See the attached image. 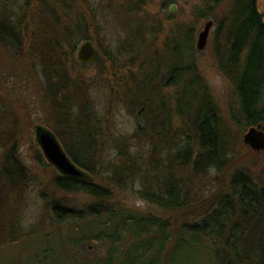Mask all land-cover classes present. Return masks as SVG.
<instances>
[{"label":"trees","instance_id":"16d2710c","mask_svg":"<svg viewBox=\"0 0 264 264\" xmlns=\"http://www.w3.org/2000/svg\"><path fill=\"white\" fill-rule=\"evenodd\" d=\"M52 1L56 11L62 14L64 23L63 27L57 26V29L50 30L53 35L50 39L52 42L46 40L48 42L44 43L45 56L56 57L59 67L70 58L72 64L84 68L85 65L79 64L76 59L72 60V52L75 45L92 40L89 30L93 24H97V15L93 14L91 8L76 7L75 0ZM154 1L158 3L159 15L151 20L147 19L146 15L143 17L138 15L143 7L152 5ZM193 2L190 8L192 20L196 23L203 20L212 21L216 27L213 40L220 43L223 51L221 58H224L223 63L219 62L216 65L230 83L236 101V106L230 108L232 123L240 130L256 126H260L262 130L264 0H193ZM83 3L89 7L94 6V0H83ZM170 3L172 0H129L126 11L122 14H112L113 9L102 11L103 19L108 16L107 12H110L113 18H118L116 22L122 25L119 24L123 31L128 28L127 35L129 32L130 35L121 44L120 49H125L129 57L135 52L131 46H136L141 55H144L147 51L142 52L140 45L151 46L154 40L160 39L164 50L168 40L176 45L183 41L184 52L189 56V62L180 65L177 59L176 67L173 65L165 66L166 70L157 69L152 78L153 84L158 75L156 78L158 84L152 92V97L154 95L157 99L155 110L151 109V98H147L143 104H130L129 111H138L134 136L130 140L139 142L135 141V146H125L126 143L122 142L124 149L119 154L123 157L119 163L117 159H112L107 168L100 169L94 163L90 144H86V148L79 146L76 149L71 142L75 140V136L87 137L81 133L80 124L75 127L76 129L68 125L66 135L61 133L65 139L54 130L53 135L68 159L88 177L87 180L77 181L56 174L55 185L62 191L83 193L93 200L91 206L83 211L53 204L54 222L61 225L66 221L74 222L76 217L92 218L91 224L87 227L79 228L76 227L77 223L72 224L75 228L74 233H83L80 238L73 241L72 249L76 250L78 246L90 242L104 244L106 249L103 259L91 261L82 259L84 264H264V233L261 231V225L259 226L260 221L264 224V188L257 187L245 172L236 171L229 179L226 193L212 194L206 201H198L202 202L198 205L196 198H190L191 178H203L223 173L228 169L229 165L226 164L229 144L223 137L224 129L216 105L202 84L193 61L195 27L192 23L185 26L173 22L171 15L163 18L161 12ZM51 10L53 12L52 8ZM219 10L222 12L219 13ZM121 16L128 22H119ZM7 19L5 22L8 27L0 32V43L5 46V52L13 57L19 55L22 37L25 34L18 26H14L11 17ZM133 25L136 26L132 27ZM146 28L149 30L144 32ZM58 33L61 42L58 38L55 41ZM49 44H52V47ZM176 50L179 58L181 52ZM37 55L33 54L35 57ZM222 64H229V68ZM61 71L63 75L62 67ZM150 82L149 80L147 83L151 84ZM71 87V91L76 90V94L73 93L75 91H70ZM169 87L174 88V93L170 97H165L160 91ZM183 88H187L188 91L179 99L180 89ZM68 89L69 93H65L63 98L69 102L73 94L75 97L78 96L79 90L71 85ZM75 102L78 101L75 99ZM169 103H172V112L167 109ZM82 114H85V109L70 116L80 118ZM150 114L154 123L158 125L157 134L154 125L147 123ZM170 114L179 125L175 126L172 134ZM162 115L166 116L167 120H164L166 123L163 121L158 123L157 119ZM102 132L106 133V128L101 120L95 118L91 144L94 145ZM156 138L159 141L153 143L152 139ZM157 151L159 155L161 153L165 156L164 162L162 159L161 163L157 159L154 160L152 154ZM6 161L11 160L8 158ZM143 164L147 165L148 171L142 169ZM98 173L103 175V178L97 185L94 180H97ZM158 173H165L166 177L163 178ZM22 174L20 170V180L13 178V190H17L23 184ZM5 185L1 173L0 192L4 190ZM103 186L108 187V190L102 188ZM112 189L124 193H127L128 189L149 206L171 213L174 215L172 224L155 215L138 214L127 207L113 204L110 201ZM121 258H124L123 261Z\"/></svg>","mask_w":264,"mask_h":264},{"label":"rangeland","instance_id":"374dc122","mask_svg":"<svg viewBox=\"0 0 264 264\" xmlns=\"http://www.w3.org/2000/svg\"><path fill=\"white\" fill-rule=\"evenodd\" d=\"M128 2L129 0H94V6L89 7L83 0H75L76 7L91 8L93 14L97 15V24H93L89 30L91 42L97 52L95 63L79 68L70 62V58L59 67L56 57L45 56L44 43L48 42L46 40L52 42L50 39L53 35L50 30L57 29V26L63 27L64 23L62 14L56 11L52 0H0V32L7 29L8 24L5 21L11 17L14 26H18L25 34L17 57L9 56L5 52V46L0 43V174L2 173L6 183L4 190L0 192V264H84L83 260L104 258L106 249L104 244L90 242L78 246L76 250L72 249L73 241L83 234L74 233L75 228L72 224L77 223L76 227L79 228L87 227L90 225L89 217H76L74 222L55 224L53 204L83 211L91 206L93 200L86 194L68 193L55 185L58 174L46 163L40 149L35 145L33 127L38 125L52 134L55 130L58 134L66 135L68 125L74 129L80 124L81 133L87 137L75 136V140L71 142L76 149L79 146L86 148V144H90L92 158L100 169L107 168L112 159H117V163L122 161L123 155L120 157L119 153L124 149L123 141L126 143L125 146H135V141L139 142L130 140L134 136L138 111H129L128 107L134 103L143 104L147 98H151V109L155 110L157 99L154 95L152 97V92L158 84L156 80L158 75L153 84L152 78L157 69L164 70L165 66L173 65L176 67L177 59L180 65H183L189 62V56L184 52L183 41L176 45L168 40L164 50L162 41L157 39L151 46L148 45L149 47L144 43L140 45L142 52L147 51L144 55H141L136 46H131L132 50L135 49V54L129 57L127 51L120 49V46L130 32L127 35L128 28L123 31L120 23L116 22L118 18L112 17V14L125 12ZM157 4V1H154L152 5L143 7L138 15L142 17L146 15L147 19H153L159 15ZM193 4V0H172L161 14L163 18L173 16L171 18L173 22L185 26L192 23L195 27L193 61L202 84L216 105L224 129L223 137L229 144L226 164L229 166L225 172L203 178H191L190 198H196L198 205L212 194L226 193L229 179L236 171L245 172L257 187L264 188V151L254 152L245 146L242 138L248 129H237L230 119V108L236 106V101L230 83L216 65L219 62L223 63L224 58H221L223 51L220 43L213 40L216 28L214 23L204 50L202 52L195 50L197 34L207 21L196 23L192 20L190 8ZM171 6H174V11L170 13ZM105 9H113V12L112 14L107 12L108 16L103 19L102 11ZM218 12L221 13L222 10ZM118 21L128 22L124 16L119 17ZM134 26L136 25L132 27ZM147 30L149 28L144 32ZM57 38L61 42L59 33L55 41ZM79 45H75L72 52L73 61ZM49 46L52 47V44ZM176 49L181 52L179 58L175 53ZM33 54L38 55L35 57ZM222 65L227 68L229 64ZM149 80L151 84L147 83ZM70 85L75 86L79 92L76 98V90L71 91V87L70 91L75 94L68 102L63 97L65 93H69ZM180 91L179 99H182V95L188 89L183 88ZM160 92L165 97H170L174 93V88L169 87ZM75 99L78 102H75ZM84 109L85 114L80 115L81 119L70 116ZM167 109L173 111L172 103L167 105ZM157 116L158 113L155 114V117ZM95 118L102 121L106 133L102 132L93 145L90 138L94 131ZM165 119L166 116L162 115L157 121L166 123ZM147 123L154 125L157 134L158 125L154 123L151 114L147 117ZM176 125L172 118L171 134L175 131ZM61 136L66 138L62 134ZM152 141L157 143L159 140L156 138ZM152 156L159 163L165 160V156L161 153L159 155L158 151ZM8 158L11 161L7 162ZM15 166L22 170L24 178H21L23 184L17 190H13L12 187L13 178L20 180V170ZM142 169L148 171L147 165L143 164ZM158 175L166 177L165 173ZM97 176V180L94 181L98 185L103 175L98 173ZM102 188L108 190L106 186ZM134 188L132 191L136 190V187ZM110 201L138 214L155 215L171 224L174 220V215L149 206L128 189L127 193L112 189ZM259 226L264 233V224L261 221Z\"/></svg>","mask_w":264,"mask_h":264},{"label":"water","instance_id":"95a60500","mask_svg":"<svg viewBox=\"0 0 264 264\" xmlns=\"http://www.w3.org/2000/svg\"><path fill=\"white\" fill-rule=\"evenodd\" d=\"M174 11V6H171L169 12ZM213 27L212 21H207L202 30L197 34L195 49L197 52H202L207 44L210 30ZM97 57V52L91 41L82 42L76 52V61L81 65L92 64ZM34 142L40 149L46 163L51 166L55 172L68 179L77 181L87 180V175L77 168L68 159L55 136L47 129L41 126H34ZM245 146L249 147L254 152L264 151V131L260 126L249 128L242 138Z\"/></svg>","mask_w":264,"mask_h":264},{"label":"bare ground","instance_id":"6f19581e","mask_svg":"<svg viewBox=\"0 0 264 264\" xmlns=\"http://www.w3.org/2000/svg\"><path fill=\"white\" fill-rule=\"evenodd\" d=\"M90 218V217H89ZM91 220H90V224H91V221H92V218H90Z\"/></svg>","mask_w":264,"mask_h":264}]
</instances>
